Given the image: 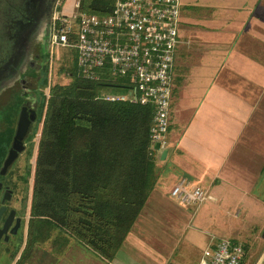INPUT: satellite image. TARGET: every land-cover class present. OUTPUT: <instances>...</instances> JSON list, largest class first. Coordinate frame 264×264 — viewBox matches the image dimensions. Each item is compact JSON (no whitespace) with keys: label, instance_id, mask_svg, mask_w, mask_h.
I'll return each mask as SVG.
<instances>
[{"label":"crops","instance_id":"1","mask_svg":"<svg viewBox=\"0 0 264 264\" xmlns=\"http://www.w3.org/2000/svg\"><path fill=\"white\" fill-rule=\"evenodd\" d=\"M211 1L199 18L197 1L181 0L170 148L155 158L156 183L121 248L105 261L74 240L58 252L47 241L36 264H199L210 228L198 222L220 214L232 236L258 240H232L243 248L240 264H264V0ZM180 178L210 199L197 207L172 200Z\"/></svg>","mask_w":264,"mask_h":264},{"label":"trees","instance_id":"2","mask_svg":"<svg viewBox=\"0 0 264 264\" xmlns=\"http://www.w3.org/2000/svg\"><path fill=\"white\" fill-rule=\"evenodd\" d=\"M113 2L80 0V10L105 16ZM64 72L70 82L51 87L42 111L28 243L17 264L37 245L52 241L58 252L69 240L111 261L157 179L149 155L152 108L97 99L107 84L84 80L74 63ZM0 150L1 163L3 143Z\"/></svg>","mask_w":264,"mask_h":264},{"label":"built area","instance_id":"3","mask_svg":"<svg viewBox=\"0 0 264 264\" xmlns=\"http://www.w3.org/2000/svg\"><path fill=\"white\" fill-rule=\"evenodd\" d=\"M180 7L181 0H114L110 14L98 16L81 12L80 0H55L51 17V58L54 49L73 48L76 68L84 80L123 91L100 94L97 99L152 108L149 155L156 159L170 148ZM169 197L186 207L210 199L207 191L186 178L177 181ZM243 256L240 244L210 239L199 264H240Z\"/></svg>","mask_w":264,"mask_h":264},{"label":"flooded vegetation","instance_id":"4","mask_svg":"<svg viewBox=\"0 0 264 264\" xmlns=\"http://www.w3.org/2000/svg\"><path fill=\"white\" fill-rule=\"evenodd\" d=\"M54 3L55 0H0V148L2 143L6 148L0 168L11 147L21 110L24 109L28 119L32 111L35 113L32 114L35 119L31 121L24 138V146L31 140V130L39 119L36 98L40 96L51 60L50 34ZM7 173L0 176V207H5L0 229L10 212L14 211L7 231L9 238L15 236L10 232L16 220L19 219L16 235L22 230L23 222L22 217L8 207L13 191L4 181ZM7 193L8 200L2 204ZM5 237L4 234L0 239L3 241Z\"/></svg>","mask_w":264,"mask_h":264},{"label":"rangeland","instance_id":"5","mask_svg":"<svg viewBox=\"0 0 264 264\" xmlns=\"http://www.w3.org/2000/svg\"><path fill=\"white\" fill-rule=\"evenodd\" d=\"M196 8L194 10V16L202 18V14L207 11L204 8V4L210 2L213 4L211 0L203 1L196 0ZM201 16V17H200ZM201 26V25H200ZM201 28H199L200 30ZM76 59V50L73 48H58L54 49L53 56L51 60L48 62L49 67L46 70L45 82L41 89L40 96L36 98L38 99L37 109L39 111V119L35 124L33 129L31 130V140L26 142L25 151L19 155L17 160L12 164L9 168L7 176L4 177L5 183L11 188L13 191V197L8 207L12 210H15L20 217H22L23 227L22 230L19 231L18 235L10 237L5 240V238L0 239V264H17V261L20 259L21 255L25 254L27 241H26V232H27V223L30 222L29 216V208L31 201V193H32V175L34 172V164L35 157L37 152V146L39 139L36 142L38 132L40 127V121L42 118V111L45 103V99L47 97V86L50 85L53 87L55 84L66 85L70 82L67 74L64 72L66 69L71 67V64H75ZM62 69V72H59ZM232 81V79H230ZM233 82V81H232ZM173 89V88H172ZM123 91L118 88H104L102 94L109 93H122ZM50 96V93H49ZM170 135V134H169ZM195 207V206H191ZM221 210L226 211L225 205L220 207ZM234 210V209H233ZM225 214V213H224ZM226 215V214H225ZM224 216L220 214L219 216L214 215H204L202 216V220L198 222V225L202 228L207 227L209 229V238L210 239H226L231 242L237 241L239 243H243L247 247L251 243H258V240L255 242L253 238L255 236L252 232H245V236L243 238H235L232 236L233 231V223L222 222L224 220ZM224 225L222 226V224ZM1 225V223H0ZM222 232V233H220ZM28 239V238H27ZM231 239V240H230ZM245 239V241H243ZM234 243V242H233ZM41 245H37V247L32 248V252L27 255L23 264H36L38 261H41ZM22 260V259H21Z\"/></svg>","mask_w":264,"mask_h":264},{"label":"water","instance_id":"6","mask_svg":"<svg viewBox=\"0 0 264 264\" xmlns=\"http://www.w3.org/2000/svg\"><path fill=\"white\" fill-rule=\"evenodd\" d=\"M32 114H35V113L32 111L30 119H28V117L26 116V114L24 112V109L21 110V112L19 114V119L17 122L16 130H15L14 136L12 138L11 147L8 150V153H7V155L3 161V164L0 168V176L6 175L9 168L17 160L19 155L24 152L25 146L23 144V141H24V138L27 134V131H28V128H29L31 121H33L35 119V117ZM155 149L158 150V145H155ZM166 156H167V151L163 150L161 152V160L163 161L166 158ZM5 200H8V193H7L6 197L2 200V204L5 202ZM4 211H5V207L2 205L0 207V220H1V217H2V214L4 213ZM14 214H15L14 211L10 212V214L5 219L2 228L0 229V237L5 234L6 235L5 240L8 239L7 231L11 225ZM18 222H19V219L16 220V225L13 227V229L10 232L11 235L17 234V229L19 226Z\"/></svg>","mask_w":264,"mask_h":264},{"label":"bare ground","instance_id":"7","mask_svg":"<svg viewBox=\"0 0 264 264\" xmlns=\"http://www.w3.org/2000/svg\"><path fill=\"white\" fill-rule=\"evenodd\" d=\"M47 89H48V90H47V97H48V96H49V93H50L51 86L48 85V86H47Z\"/></svg>","mask_w":264,"mask_h":264}]
</instances>
